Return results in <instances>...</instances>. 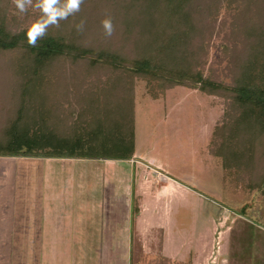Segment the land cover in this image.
<instances>
[{"label": "rangeland", "instance_id": "1", "mask_svg": "<svg viewBox=\"0 0 264 264\" xmlns=\"http://www.w3.org/2000/svg\"><path fill=\"white\" fill-rule=\"evenodd\" d=\"M11 2L12 13L19 19L29 16L23 27L40 16L38 8L29 6L27 13H20L14 0ZM230 2L197 0L195 3L202 9L200 16L208 23L204 37H198L204 39L206 48L205 53L199 49V69L205 76L226 83H233L245 60L243 57L248 56L251 46H245V42L248 43L249 33L259 31L254 35L256 40L261 34L264 36V0H239V7L238 2ZM126 3L129 1L123 2ZM4 4L1 0L0 11ZM136 5L129 4L122 8V12L128 9L126 13L111 17V36L105 34L98 22L85 21L83 30L77 31L75 25L82 17L75 15L49 29L59 31L84 47L135 57L136 50L132 46L142 41L132 29L135 25L140 27L139 20L143 16ZM215 6L212 13L209 7ZM98 11L105 19L103 9ZM200 16L195 18L197 24ZM10 62V54L0 52V126L7 120L6 110L17 103V95L9 96V86H15L13 81L18 77L10 69ZM93 65L85 59L56 60L45 84L48 85L46 92L54 97L55 93L63 95L68 89L74 90L81 81L87 85L98 77L107 79L104 74L110 70ZM87 66L91 68H85ZM134 83L137 155L133 161L96 160L100 163L95 172L101 173L98 182L101 194L104 193V199L99 201L101 214L92 211L97 197L94 191L98 182H95L89 185L92 194H88L86 186L84 197L86 208L92 203L91 211L85 209L87 214H83V225L80 224L78 230L70 229V234L73 232L82 240L85 229L90 233L92 227L95 231L103 228L105 235H112V246L70 248L68 264L79 263L82 257L90 258L92 264H130L132 259L135 264H264V193L258 187L264 174V140L261 139L259 156L250 160L248 166L226 169L222 157L210 147L216 149L219 144L214 130L232 121L235 115L230 96L184 85L166 89L157 81L148 84L145 79H136ZM22 158L26 159L0 156V178L3 183L9 178L11 195L16 186L11 181L14 175L20 174L15 165ZM9 194L7 188V193L4 191L0 197V207L3 206L0 214H4L0 215V219L4 218L0 221L4 229L19 232L18 228L23 230L27 224L21 217L18 222L13 219L11 212L15 205L9 201ZM135 204L139 212L134 215ZM132 232V245L130 242L131 246H127ZM17 249L19 253L22 251ZM74 254L80 257L75 263ZM14 261L8 260V264ZM45 261L55 264L52 257Z\"/></svg>", "mask_w": 264, "mask_h": 264}, {"label": "trees", "instance_id": "2", "mask_svg": "<svg viewBox=\"0 0 264 264\" xmlns=\"http://www.w3.org/2000/svg\"><path fill=\"white\" fill-rule=\"evenodd\" d=\"M2 1L0 52L10 54V69L18 77L13 81L16 85L9 86V96L17 95V103L6 110L7 120L0 126V156L132 159L136 152V79L148 84L157 81L166 89L184 85L230 96L235 115L214 130L219 144L210 150L222 157L226 169L248 166L259 156L264 140V36L254 39L259 31L249 33L245 42L251 46L248 56L243 57L233 83H226L199 69V49L205 53L206 48L204 39L198 37H204L208 23L200 16L197 0H128L126 4L127 0H84L75 17L99 25L103 18L98 9L111 18L129 4L138 5L134 7L143 16L140 27L135 25L132 30L144 44L134 43L136 56L131 58L108 49L84 47L49 28L36 47L30 46L27 27H23L29 16L19 19L12 13L11 0ZM230 1L238 2L239 7V0ZM216 8L209 7L210 11ZM59 59H85L110 72L104 74L105 80L98 77L87 85L81 81L74 90L53 97L45 84ZM258 187L264 193V174ZM134 210V215L139 212L137 204ZM130 264H135V259Z\"/></svg>", "mask_w": 264, "mask_h": 264}, {"label": "crops", "instance_id": "3", "mask_svg": "<svg viewBox=\"0 0 264 264\" xmlns=\"http://www.w3.org/2000/svg\"><path fill=\"white\" fill-rule=\"evenodd\" d=\"M136 155L137 153L135 152L134 158ZM134 158L129 160L133 161ZM13 160L14 163L17 162L15 159ZM96 160L107 159L22 158L15 165L20 174L14 175L11 181L16 184L14 187L15 193L12 195L8 186L9 178L5 176L8 180L4 183L2 178H0V197H2L4 191L7 193L8 188L10 191L9 195H11L9 201L15 205L13 207L15 209L14 212H11V214H14L13 219L18 222L19 217H21L27 224L23 230L18 228L19 232H10L9 229H4L5 227L0 221V264H8V260L10 262L12 259L15 261L11 264H46L45 260L48 257L54 258L55 264H68L70 261V248L112 246L111 243L114 239H112V235H105L103 228L100 230L96 228L99 231L98 233L94 227H92L93 231L90 233H86L89 229H85L86 235H84L82 240L80 236L76 235V237L73 232L70 234V229L71 231L78 230L79 225H83L81 223L84 219L83 214H87L85 209L91 211L90 205L92 203L89 204V209L86 208L84 197L86 186L88 185V194H92L89 185L101 179V173H97L100 171L95 172V169L99 168L98 165L100 163ZM93 173L95 176H91ZM94 192L97 197L93 203L92 211L95 214H101L102 208L99 205V201L104 199V193L101 194L99 182L96 184ZM18 204L19 206L17 207ZM129 205L128 209L130 210L131 206ZM0 215L3 216L4 214L1 213ZM2 219L4 218L0 220ZM128 237L127 246L130 245V242L132 245L133 232ZM17 248L22 251L19 253ZM81 252L83 253V251ZM51 254L53 256H49ZM91 255L92 252L89 251V256ZM72 259L75 263L80 257L74 254ZM81 261L82 264H92L93 262L90 258L85 260L82 257L80 262L75 264H81Z\"/></svg>", "mask_w": 264, "mask_h": 264}, {"label": "clouds", "instance_id": "4", "mask_svg": "<svg viewBox=\"0 0 264 264\" xmlns=\"http://www.w3.org/2000/svg\"><path fill=\"white\" fill-rule=\"evenodd\" d=\"M84 0H14L15 7L20 13H25L29 6L38 8L40 16L27 26L25 35L27 43L36 47L37 41L46 35L49 26H58L60 21L67 20L70 16L80 11ZM102 27L107 36L113 32V23L110 17L102 20ZM77 31L84 28V20L81 19L75 25Z\"/></svg>", "mask_w": 264, "mask_h": 264}]
</instances>
